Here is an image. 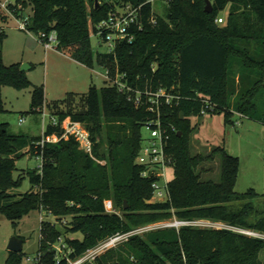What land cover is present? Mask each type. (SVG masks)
Masks as SVG:
<instances>
[{
  "label": "trees",
  "instance_id": "1",
  "mask_svg": "<svg viewBox=\"0 0 264 264\" xmlns=\"http://www.w3.org/2000/svg\"><path fill=\"white\" fill-rule=\"evenodd\" d=\"M17 0L20 11L31 7L29 29L38 36L57 35L56 48L89 66H94L92 35L106 42L107 31L98 24L117 5L143 4L142 27L132 25L133 41L123 39L115 52L98 54L99 63L125 73L136 90L161 86L181 95L178 103L162 108V121L175 159L170 198L151 201L152 177L142 176L137 163L143 145V127L152 118L147 104L137 107L133 92H121L109 83L92 84L85 94L84 111L58 112L59 120H79L91 133L93 155L81 149L74 137L41 145L42 135L28 136L0 124V213L16 222L34 209L58 218L69 217L65 236L55 223L42 221L39 256L35 264H68L89 249L119 232L170 219H210L264 233V209L254 205L260 194L254 189L239 193L240 161L222 146L210 154H194L192 117L206 112H234L264 122V0H170L164 12L154 15L147 0ZM229 5L227 23L219 25L218 13ZM156 16L157 22L152 18ZM0 8V48L10 21ZM3 27V28H2ZM20 63L7 64L0 56V112L6 111L2 89L32 85ZM33 110L45 103V90L35 86ZM145 99V96L143 97ZM206 99L212 102L208 107ZM61 126L48 124L46 135ZM28 149V150H27ZM42 157L41 169H27L32 187L16 194L23 176L15 177L16 160L25 153ZM221 156V181L203 179L200 165ZM106 159V163L101 161ZM116 212H108L106 200ZM128 207H125L126 201ZM63 238L64 253L53 244ZM264 238L247 236L228 228L169 227L134 234L96 258L97 264H264ZM23 251H9L5 264H22ZM91 264V263H85Z\"/></svg>",
  "mask_w": 264,
  "mask_h": 264
},
{
  "label": "rangeland",
  "instance_id": "2",
  "mask_svg": "<svg viewBox=\"0 0 264 264\" xmlns=\"http://www.w3.org/2000/svg\"><path fill=\"white\" fill-rule=\"evenodd\" d=\"M16 3L17 0H0ZM154 8L157 13L164 12L166 4L156 1ZM25 15L31 14L28 6L24 9ZM229 5L221 10L217 17H223L227 23ZM216 21V20H215ZM217 22V21H216ZM14 19L5 25L6 37L0 48V56L7 64L20 63L26 65V72L32 85L19 89L5 85L2 89L3 103L6 111L0 112V124L7 123L9 131L14 134L28 136L43 135L51 116L58 112L84 111L86 109L85 94L92 84L101 87L105 84V65L100 64L98 54L107 52L108 45L101 41L97 35H92V45L95 52L94 66L89 67L76 62L71 57L60 52L55 47L46 49L40 41L38 34L27 32L18 27ZM35 86L45 90V103L32 111L33 91ZM24 117V120L21 119ZM59 118V117H58ZM225 113H209L193 116L192 124L196 126L192 136V151L194 154H210L217 147L222 146L226 151L237 156L240 161L238 182L235 190L244 193L250 189L257 191L260 196L253 200L260 210L264 209V122L249 115L240 116L234 112L231 120H226ZM65 121V120H63ZM143 135L147 137L149 130L143 127ZM28 150V149H27ZM17 170L15 177L23 176L21 185L14 192L24 194L28 192L32 183L27 169H41L42 157L25 153L16 160ZM102 163H106L102 160ZM199 171L203 179L221 181V156L206 161L200 165ZM168 177H174V168H168ZM48 220L65 234V236L83 237L82 233L72 234L67 225L70 218H58L45 210L34 209L16 222L0 213V264H5L9 257L8 245L14 236L24 239L22 264H35L40 249L42 221ZM221 222V221H218ZM155 226L151 229H157ZM61 245L58 241L53 247ZM56 249V248H55ZM264 261V250L261 253Z\"/></svg>",
  "mask_w": 264,
  "mask_h": 264
},
{
  "label": "built area",
  "instance_id": "3",
  "mask_svg": "<svg viewBox=\"0 0 264 264\" xmlns=\"http://www.w3.org/2000/svg\"><path fill=\"white\" fill-rule=\"evenodd\" d=\"M156 1L159 0H147V2L152 3L154 15L157 14V10H155L154 8V3ZM160 1L165 2V4H169L170 2V0ZM142 6L143 4H119L106 19L98 24L100 33L104 31H107L108 33L105 42L108 45L107 52L114 53L118 43L123 39H128V41L130 42L133 41V35L129 32V28H131L132 25L142 27ZM20 7L22 6L17 3H12L10 1H0V8L5 10L12 19L19 23L18 27L20 29L22 28V30L32 32L29 29L30 14L25 15L23 11L21 12L19 10ZM152 21L154 23L157 22L156 16L152 18ZM216 21L218 24H220L224 22V18L221 16L217 17ZM38 37L42 44H44L46 49H51L53 47L56 48L58 39L55 32H52L50 34L42 33ZM104 68L105 71L101 74L109 83L116 85L121 92H133V95L130 96V99L134 102V104L137 107L143 104H147L148 109L152 113H154V118L150 119L144 126L149 130L150 133L147 137L143 135V145L137 157V163L144 166L142 176L153 178V193L151 201L156 202L168 200L171 195L170 182L173 179H169L168 177V168H175V159L170 153V150H168L170 133L168 132V129L165 128L162 121V108L163 106L171 105L174 102L178 103L180 101L181 95L178 92H173L172 90H168L163 86L157 89H146L144 91L136 90L127 83L125 79V73H121L117 65L115 67L114 73L112 72L110 67L104 66ZM144 96L145 99L143 98ZM205 101L208 104V107L214 106L208 99H206ZM23 120L24 117L21 119V121ZM49 124H52L53 127L61 126L63 131L61 135H59L58 133L46 135L47 125L42 138L39 141L41 145H45L48 142H57L61 139H69L70 137H74L78 141L81 149H83L90 155H93L94 141L91 137L90 131L83 122L79 120H65L61 122L57 116L53 115L51 116V121ZM105 207L106 210L110 213L116 212L113 201L110 199L105 201ZM154 225L159 226L157 229L169 227L180 228L181 226L185 225L202 228H228L247 236L264 238V233L248 228H242V226H233L224 221L218 222L210 219H179L174 216L173 219L170 218L157 222L154 221V223L139 226L128 232L116 233L114 234V236H111L99 243L96 247L89 249L84 255L76 259L69 258L68 264H85L87 262L91 264H97L96 258L99 255H101L108 249L116 247L120 243L129 240V238L134 234H143L150 230H154L151 229L154 227ZM59 242L61 243V245H58L55 248L57 251H59V253L62 254L65 252L62 237L59 239Z\"/></svg>",
  "mask_w": 264,
  "mask_h": 264
},
{
  "label": "water",
  "instance_id": "4",
  "mask_svg": "<svg viewBox=\"0 0 264 264\" xmlns=\"http://www.w3.org/2000/svg\"><path fill=\"white\" fill-rule=\"evenodd\" d=\"M96 3H97V7H99V4H100V3H99L98 0L96 1ZM206 3H207V5H206V10H207L208 12H213V3H212V0H206ZM26 65H27V64H23V65L21 66V70H22V71H26ZM125 201H126V205H125V207H128V202H129V201H127V200H125ZM23 244H24V239H23V238H21V237H17V236H14V237L11 239V241H10V243H9V245H8V249H10L9 251L19 253V252L23 251Z\"/></svg>",
  "mask_w": 264,
  "mask_h": 264
},
{
  "label": "crops",
  "instance_id": "5",
  "mask_svg": "<svg viewBox=\"0 0 264 264\" xmlns=\"http://www.w3.org/2000/svg\"><path fill=\"white\" fill-rule=\"evenodd\" d=\"M57 49V48H56ZM68 56V55H67ZM70 57V56H69ZM73 59V58H72ZM75 60V59H74ZM76 61V60H75ZM76 62H78V61H76ZM78 63H80V62H78ZM80 64H82V63H80Z\"/></svg>",
  "mask_w": 264,
  "mask_h": 264
}]
</instances>
